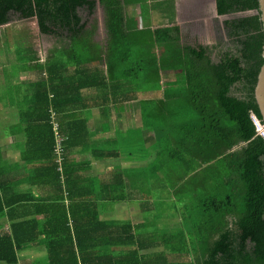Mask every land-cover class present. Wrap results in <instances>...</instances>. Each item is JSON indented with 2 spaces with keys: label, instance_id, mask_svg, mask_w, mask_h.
<instances>
[{
  "label": "trees",
  "instance_id": "1",
  "mask_svg": "<svg viewBox=\"0 0 264 264\" xmlns=\"http://www.w3.org/2000/svg\"><path fill=\"white\" fill-rule=\"evenodd\" d=\"M124 2L0 0V49L11 48L7 34L14 19L35 20L39 33L62 49L41 64L28 48L24 66L33 64L42 76L48 71L52 86L65 82L71 96L140 74L158 80L154 71L179 73L181 88L164 101L148 102L143 111L144 122L155 131L148 172L155 176L152 186L162 187L164 195L156 204L181 210L178 243L190 242L191 264H264V138L252 121L255 115L263 122L255 99L264 64L258 0H216L219 16L257 12L224 22L228 45L217 55L219 62L212 57L217 48L184 44L176 24L128 31ZM98 3L104 13V49L94 41ZM103 61L106 73L89 69ZM55 71L63 75L55 77ZM37 87L23 160L34 164L30 183L53 191L39 199L18 195L14 176L0 173V216L7 215L10 223L0 232V264L22 263L19 254L36 242L49 264H133L124 251L134 239L131 228L101 219L100 201L90 198L98 184L79 185L81 167L71 161L73 148L88 142L87 120L76 113L73 97L68 114L61 116L58 94L52 90L50 99L45 79ZM104 186L112 192L110 202L125 200L119 171Z\"/></svg>",
  "mask_w": 264,
  "mask_h": 264
},
{
  "label": "crops",
  "instance_id": "2",
  "mask_svg": "<svg viewBox=\"0 0 264 264\" xmlns=\"http://www.w3.org/2000/svg\"><path fill=\"white\" fill-rule=\"evenodd\" d=\"M176 1L172 10L164 9L163 11V7L159 5L162 0H138V2L125 0L126 28L128 31H138L155 30L174 24L180 27ZM203 1L210 3L209 0H185L182 6L184 14L193 19ZM214 1L216 9V0ZM97 6L103 10L99 3ZM95 23L97 31L94 34V41L104 49L106 45L104 13L103 27L101 24L98 25L99 22L95 21ZM13 32L9 36L7 34L12 41V52L9 53L19 59L22 56L27 57L25 52L31 46L25 42L29 40L32 42L33 36L18 28L17 31L13 28ZM57 48L62 49L61 45L50 38L45 50L32 48V53H35L37 62L46 64L53 58V52ZM33 66L30 63L29 67H18L17 73L7 75L3 72L5 66L0 64V173L6 174L4 177L10 173L14 176L13 185L18 187L15 192L18 195L28 193L39 199L53 191L50 186L40 185L39 187L38 184L33 186L30 183L29 175L32 173L34 164L23 160V151L27 149V133L25 132L32 117L34 95L37 92L38 83L45 79L50 99L53 98V91L59 96L57 109L61 111V116L68 114L70 107L68 101L73 97L71 100L72 103L75 100L73 108H77L74 110L87 120L88 142L85 146L73 148L71 161L81 167L78 174L79 185L96 182L93 185L95 187L98 184L90 198L97 200L98 203L100 201L101 205L96 210L101 219L108 222L122 221L131 228L134 239L124 248L127 258L132 259L133 264L136 262L141 264L194 263L195 258L191 252L190 242L178 243V235L181 231V210L166 209L156 204V201L163 199L164 195L162 187L152 186L151 180L154 182L155 176H150L148 172L149 163L154 156L155 131L143 119V111L149 106L148 102L164 101L167 94L181 88L177 80L179 73L154 71L153 78H159L158 80H145L140 74L137 79L130 77L120 82H107L105 89L83 90L81 95L77 93L71 96L68 95L69 88L65 82L52 86L49 80L50 73L45 71L42 76L41 72ZM89 69L93 73L98 70L106 73L104 61L97 66H90ZM62 75L63 72L55 71V77ZM59 137L58 140H63L62 136ZM96 153H108V156L99 157ZM70 166L72 168V165ZM118 171L122 174L125 184V200L110 202L112 192L104 185L111 184ZM34 183H36L35 176ZM8 227L10 223L7 215L0 216V232ZM174 237L177 238L174 239ZM181 249L183 252L180 251ZM19 256L22 261L20 264H49L47 252L40 242H36Z\"/></svg>",
  "mask_w": 264,
  "mask_h": 264
},
{
  "label": "rangeland",
  "instance_id": "3",
  "mask_svg": "<svg viewBox=\"0 0 264 264\" xmlns=\"http://www.w3.org/2000/svg\"><path fill=\"white\" fill-rule=\"evenodd\" d=\"M184 1L185 0L176 1L178 5V22L181 27L182 41L184 44L190 45L194 48L198 46L209 47L212 49L217 48L214 55L212 56L214 62H219V58L217 56L219 52L224 53L227 50L228 40L224 22L236 17L249 16L255 13L254 11H247L233 15L219 16L216 13L215 1L209 0L210 3H207L206 8L199 9L198 12H196L197 14L195 17L192 19L191 17H187V14H184L183 12L182 6L184 5ZM174 3L175 0H162L159 5L160 7H163V11L164 9L172 10ZM92 17L95 18L96 22H99L98 25L101 24V27H103V10L101 7H96L95 14ZM10 27H12L11 31H9L10 33H14L13 28L16 31L18 28L21 31H25L27 34H31V36H33L32 42L29 40L30 44L29 42L25 43H27L28 46H31V49L33 48V50H45L46 46H48V40H50V38H47L46 36L39 33L37 22H35L33 19H14V21L10 24ZM9 35L11 34H8V36ZM6 45L7 43H5V46ZM9 52H12L10 47L0 49V64L5 66V71H3L4 73L6 72L7 75H13V73H17L18 67H25L24 64L27 63V59L16 58Z\"/></svg>",
  "mask_w": 264,
  "mask_h": 264
},
{
  "label": "water",
  "instance_id": "4",
  "mask_svg": "<svg viewBox=\"0 0 264 264\" xmlns=\"http://www.w3.org/2000/svg\"><path fill=\"white\" fill-rule=\"evenodd\" d=\"M258 9L260 14V21L262 26V34H263V42H264V0H258ZM216 13L218 14L217 7H216ZM262 56L264 58V46H263ZM255 99L260 109L264 122V64L261 67V70L258 75V81L255 87Z\"/></svg>",
  "mask_w": 264,
  "mask_h": 264
},
{
  "label": "built area",
  "instance_id": "5",
  "mask_svg": "<svg viewBox=\"0 0 264 264\" xmlns=\"http://www.w3.org/2000/svg\"><path fill=\"white\" fill-rule=\"evenodd\" d=\"M252 121H253L254 125L256 126V130H257L258 135H260L264 138V123L261 120H259L255 115H252ZM58 127H59V125L56 124L55 128L57 131V136H58V139H60L59 134H58ZM61 141L62 140H58V143H61Z\"/></svg>",
  "mask_w": 264,
  "mask_h": 264
},
{
  "label": "flooded vegetation",
  "instance_id": "6",
  "mask_svg": "<svg viewBox=\"0 0 264 264\" xmlns=\"http://www.w3.org/2000/svg\"><path fill=\"white\" fill-rule=\"evenodd\" d=\"M207 3L209 4V2H207V1H203V3H201V5H200V8H199V9H201V8H206Z\"/></svg>",
  "mask_w": 264,
  "mask_h": 264
}]
</instances>
